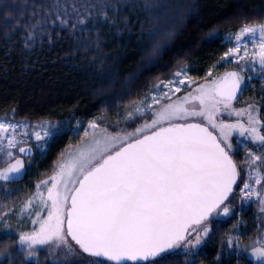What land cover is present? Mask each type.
I'll return each mask as SVG.
<instances>
[{"label":"snow or ice","instance_id":"1","mask_svg":"<svg viewBox=\"0 0 264 264\" xmlns=\"http://www.w3.org/2000/svg\"><path fill=\"white\" fill-rule=\"evenodd\" d=\"M129 6L148 12L157 7L150 0ZM92 7L100 9L101 19L114 23L108 10L114 16L117 4L101 0ZM57 20L61 28L68 27L66 19L57 17ZM57 20L51 23L55 25ZM241 23L238 31L228 37L234 43L223 60L237 64L243 61L250 71H256L259 66L264 82V23ZM77 24L83 25L84 21L78 20L72 28ZM29 26L32 31L26 46L34 42L33 32L41 29L43 22L36 20ZM148 35L152 39L146 58L151 62L173 34L157 30ZM182 74L184 69L175 75ZM184 83L180 79L154 84L160 96L152 97V101L161 106L152 111L150 123L141 122L140 118L153 109V104L140 101L124 113L127 127H133L134 131H128L127 127L114 132L106 128L99 133L85 131L84 136L91 135V139L74 148L70 146L55 165L54 174L36 185V193L18 212L0 211V249L3 250L0 264H14L18 256L25 257L24 264L33 260L40 264L41 251L50 264H105V261L171 264L178 255L192 257L195 264L201 245L211 238L210 233L215 235L213 225L221 217L233 214L237 196L242 201L255 198L264 205V186H261L264 134L258 130V125H264L252 115V106L241 110L231 108L237 95L242 96L250 84L239 73L229 72L198 87L196 95L190 93L172 103H161L171 99L169 93L180 92L178 85ZM190 101H198V107H185ZM221 105L228 115L247 114V126L239 119L231 124L217 123L215 117ZM188 117H202L212 129L219 131L214 135L202 123H172ZM88 128L95 130L98 125L92 122ZM61 131L62 126L57 124L29 125L0 117V165H6L0 167V195L11 201L8 185L29 174L30 167H25V159L30 166L33 156V148L26 147L29 139L37 150H42ZM234 132L240 137L247 134L261 152L256 155L248 151L243 161L247 166L246 178H241V170L233 159L230 138ZM42 186L46 198L40 190ZM35 201L47 209L46 217L42 218L41 211H30ZM25 214L35 215L31 222L38 227L20 231L10 223L12 216L22 218ZM231 243L229 239L228 245ZM260 243L249 255L264 264V241ZM241 251L237 248L235 255L239 257ZM85 254L95 259H88Z\"/></svg>","mask_w":264,"mask_h":264},{"label":"trees","instance_id":"2","mask_svg":"<svg viewBox=\"0 0 264 264\" xmlns=\"http://www.w3.org/2000/svg\"><path fill=\"white\" fill-rule=\"evenodd\" d=\"M100 2L0 0V117L31 122L50 120L62 126L61 133L43 154L33 151L30 166L25 159L29 174L8 185L11 201L0 195L4 207L35 193L36 185L52 172L64 149L79 140L73 127L66 125L100 115L122 121L124 113L154 84L173 77L180 69L187 68L198 82L211 73L221 75L232 66L239 67L223 62L230 47L226 36L237 31L242 21L264 23V0H150L157 5L153 12L129 6L144 0H110L118 5L114 16L108 10L114 23L101 19L100 9L92 7ZM57 17L66 19L68 27L61 28ZM81 19L84 24L73 29L72 25ZM36 20L42 21L43 26L33 32L35 40L26 46L32 31L30 22ZM52 20L57 23L53 25ZM82 28L87 30L81 31ZM157 30L173 35L159 56L148 62L146 52L152 39L148 33ZM260 83L252 78L237 102H257L264 122V87ZM233 157L241 178H246V153L237 149ZM232 207V215L221 217L213 225L215 235L210 233L211 238L201 245L195 264H259L246 253L236 256L227 246L235 230L242 240L248 241L264 230L261 203L242 201L237 196ZM45 256L43 251L38 254L40 264H50ZM24 261V256H18L14 264ZM171 264H192V257L178 255Z\"/></svg>","mask_w":264,"mask_h":264},{"label":"rangeland","instance_id":"3","mask_svg":"<svg viewBox=\"0 0 264 264\" xmlns=\"http://www.w3.org/2000/svg\"><path fill=\"white\" fill-rule=\"evenodd\" d=\"M257 24H259V23H257ZM237 31L226 36V39L228 42H229L228 37L230 35L235 34ZM233 43H230L229 48H231L233 46ZM223 62L227 63L224 60H223ZM234 64H237V63L235 61H233L232 65H234ZM237 66H239V67L235 68L232 66L229 70L224 71L221 75H215V74L211 73L209 78L204 79L202 81H198V82L195 78L190 76L187 68H183L184 74H182L181 76L177 77L176 75H174L173 77L162 81L164 83H167L170 80L184 79L185 83L183 85H178L181 89L180 92H177L175 94L169 93V95L171 96V99L170 100H163V101H161V103H163V104L172 103L174 101H177L178 99H182L184 96L189 95L190 93L193 95H196L195 90L198 87H200L201 85L210 84L213 80L218 79V78L224 76L226 73H229V72L239 73L242 77H244L245 83H249L248 77H250V76L253 78H257L259 80V82H261L260 84L262 85V87H264V82L261 81L262 73H261V70L259 69V66H257L256 71H250L246 66H244L243 61H241L239 64H237ZM165 91H168V90L165 89ZM159 96H160V92L157 89L153 88L148 92V94L146 96H144L137 103H139L140 101H144L146 104H153L152 97H159ZM239 96L240 95L238 94L237 99L232 102L231 108L236 109V110H241V109H247L249 106H252V109H254L252 111V115L255 116L258 120H260L261 125H264L263 118H262L263 115L261 112V105H259L257 102H249L248 104L240 105L237 102ZM198 104H199L198 101H190V103L185 105V107L191 108L193 105H196L198 107ZM160 106H161L160 104H153V109L151 111H149L143 118H140L141 122L143 120H147L150 123L151 118H153L152 117V111L159 109ZM255 110H258V111H255ZM238 119L245 122V124L247 126V119H248L247 114H245L241 117H237L235 115H228L227 110H225L222 105L220 106V112L217 113L216 117H215V120L217 123L223 122L226 124L235 123ZM12 121L16 122V120H12ZM122 121L120 119L116 120V121L111 120L110 118L106 117L105 115H100V116H97V117H94L91 119H87V120H83V121H81V120L73 121L68 126L66 125V128H70V126H72L74 129L73 132L79 137V140L77 142L71 143L66 149H64L62 154L65 153V151L67 149H69L70 146H72L74 148L76 145L80 144L82 141L87 143L91 139V135L89 137H85L84 136L85 131H88L89 133H92L93 131H95L96 133H99L100 129H104V128L108 129L109 132H114V131L119 130V129H125L127 127V122L125 121L124 118ZM19 122L27 123L29 125H39L41 123H48L49 125H51V124L59 125L57 122H53L50 120H44V121H38V122H31V121H19ZM92 122H95L98 125L97 129L92 130V129L88 128V125ZM188 122H197V123H203V124L208 125V122L206 120H204V118H202V117H188L187 119H177V120L172 121V123H174V124H184V123H188ZM162 126H167V124H164ZM127 130L128 131H134V128L133 127H127ZM212 130L216 133H218V131H219V129H212ZM258 130L261 132V134H264L263 127H261L260 125H258ZM230 139H231V142L233 145V151L239 149L240 151H243L244 153H246V156H247L248 151L251 150V151L255 152L256 155H261V152L257 150L258 148L254 147L253 143L248 140L247 134L245 135V137H240L238 135V133L234 132ZM48 145L42 150H37L35 148L32 140L29 139L26 147H32L33 151L36 150L39 152H41V151L43 152L47 149ZM256 146L258 147V145H256ZM63 158L64 157L62 155L59 158V160H57V162H55L52 172L50 174L46 175L43 178V180L47 179L48 177H50L54 174L55 165L60 160H62ZM4 166H6V165H0V167H4ZM261 172H262V174H264V167L261 168ZM49 186H50V184H49ZM261 186H264V181H262ZM254 187H257V186L254 185ZM40 190L42 192H44V197L46 198L47 197L46 189L42 186ZM36 191H37V189H36ZM36 191H35V193H36ZM35 193L31 194L29 197H32ZM29 197H27L26 200ZM26 200H22L20 202H17V203H15V205H11V207L7 208V207L3 206L4 200H2L0 198V209H4L3 211H8L9 209H11L13 212H18ZM252 201H257V200L255 198H253ZM247 202H250V201H247ZM261 206H262L261 207V211H262V208H264V205L261 204ZM6 209H8V210H6ZM30 211L32 213H35L37 211H41L42 212V218L46 217V215H47V209H42V206H41L39 201L34 202L33 207H32V209H30ZM262 213H263V217H264V211H262ZM35 219H36L35 215L29 216V215L25 214L22 218L18 217V216H12L10 223L15 227H18V228L20 227L21 228L20 231H31L34 227H38V224H33L31 222ZM229 239H231V241H232L231 245L227 246L230 251L233 252V251H236L237 248H239L240 250H242L241 253H246V254H248V256L250 258L256 260L254 256H251L249 254L252 252L253 247L261 246L260 242L264 241V230L260 234H258V236L255 239L249 240V241L248 240H242V236L239 235V232L237 230H235V232L231 234ZM244 249H246V251H243ZM85 257H86V254H85ZM86 258L95 259V258H91V257H86Z\"/></svg>","mask_w":264,"mask_h":264},{"label":"water","instance_id":"4","mask_svg":"<svg viewBox=\"0 0 264 264\" xmlns=\"http://www.w3.org/2000/svg\"><path fill=\"white\" fill-rule=\"evenodd\" d=\"M188 123H197V122H188ZM184 124H186V123H184ZM203 124V123H202ZM204 126H208V125H206V124H203ZM168 126V125H167ZM166 127V126H165ZM209 127V126H208ZM209 131H212L213 132V134L215 135V134H217L216 132H214L210 127H209ZM233 159H234V157H233ZM235 160V159H234ZM236 161V160H235ZM236 163H237V161H236ZM238 165V164H237ZM239 168V167H238ZM239 182V179H238V181H237V183ZM129 262H132V261H129Z\"/></svg>","mask_w":264,"mask_h":264}]
</instances>
